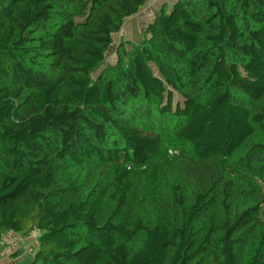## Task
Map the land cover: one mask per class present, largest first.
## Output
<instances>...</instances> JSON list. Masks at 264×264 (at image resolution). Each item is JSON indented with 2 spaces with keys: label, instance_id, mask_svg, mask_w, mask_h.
<instances>
[{
  "label": "trees",
  "instance_id": "trees-1",
  "mask_svg": "<svg viewBox=\"0 0 264 264\" xmlns=\"http://www.w3.org/2000/svg\"><path fill=\"white\" fill-rule=\"evenodd\" d=\"M146 2L0 0V245L38 230L25 264H264V0L163 5L99 70Z\"/></svg>",
  "mask_w": 264,
  "mask_h": 264
},
{
  "label": "built area",
  "instance_id": "built-area-1",
  "mask_svg": "<svg viewBox=\"0 0 264 264\" xmlns=\"http://www.w3.org/2000/svg\"><path fill=\"white\" fill-rule=\"evenodd\" d=\"M163 0H147L146 4L140 9L139 14H143L146 18L147 25L153 21L154 17V8L158 3ZM39 231L34 229L27 236H23L17 232H9L4 236L3 246L0 247V264H10L17 260L14 258L13 254L23 251L24 253H33V247H36V241ZM34 256V254H33Z\"/></svg>",
  "mask_w": 264,
  "mask_h": 264
},
{
  "label": "rangeland",
  "instance_id": "rangeland-1",
  "mask_svg": "<svg viewBox=\"0 0 264 264\" xmlns=\"http://www.w3.org/2000/svg\"><path fill=\"white\" fill-rule=\"evenodd\" d=\"M174 2H175V0H164V2L162 1V2L158 3L157 7H160V6L162 7L163 5H167L168 7H171ZM143 14H145V13H143ZM145 18L146 17H140L139 20L144 21ZM142 34H143V31H142V28L140 26L138 27L137 24H135L133 26V24L131 22H128V20H127V23L123 27L121 33H118L114 36V43L111 46L110 50L107 52L105 61H104L103 65L99 68V70L103 69L107 64L114 63L116 61V58H117L116 49H117L119 42L122 39L139 41L141 39ZM98 71H96L95 74H98ZM175 102H183L181 95H179L176 92H175ZM36 245H37V241H36ZM36 250H37V246L33 247V251H32L33 253L32 254L30 253L32 257H33V254H35Z\"/></svg>",
  "mask_w": 264,
  "mask_h": 264
},
{
  "label": "crops",
  "instance_id": "crops-1",
  "mask_svg": "<svg viewBox=\"0 0 264 264\" xmlns=\"http://www.w3.org/2000/svg\"><path fill=\"white\" fill-rule=\"evenodd\" d=\"M163 2H164V0H163ZM160 9H161V6L160 7H157V6H155V8H154V14L155 15H157L158 13H159V11H160ZM140 17H145L143 14H139L138 16H137V14L136 15H134V16H132V17H130L129 19H128V22H131L132 24H133V26L135 25V24H137V26L139 27H141L142 28V31H143V29H145V27L147 26V22H146V20H144V21H140L139 19H140ZM126 23H127V21H126ZM126 23H125V25H126ZM124 25V26H125ZM2 246H3V242H2V244H1ZM0 245V247H2ZM35 247V246H34ZM19 257H18V259L17 260H19L20 262H22L23 264H25L26 262H29V260L30 259H32L33 257L31 256V254L30 253H27V252H23V251H19Z\"/></svg>",
  "mask_w": 264,
  "mask_h": 264
}]
</instances>
